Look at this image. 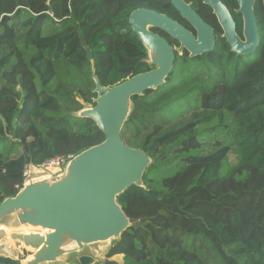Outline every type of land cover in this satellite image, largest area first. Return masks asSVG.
Segmentation results:
<instances>
[{
    "label": "trees",
    "instance_id": "16d2710c",
    "mask_svg": "<svg viewBox=\"0 0 264 264\" xmlns=\"http://www.w3.org/2000/svg\"><path fill=\"white\" fill-rule=\"evenodd\" d=\"M220 1L242 36L237 0ZM194 4L214 49L176 55L163 85L132 97L121 130L151 158L143 187L117 198L137 220L106 255L121 264H264V7L255 0L258 45L243 57ZM139 8L189 27L169 0H0V202L23 186L26 156L37 166L104 140L74 113L94 105L92 70L108 87L153 68L128 22Z\"/></svg>",
    "mask_w": 264,
    "mask_h": 264
},
{
    "label": "water",
    "instance_id": "95a60500",
    "mask_svg": "<svg viewBox=\"0 0 264 264\" xmlns=\"http://www.w3.org/2000/svg\"><path fill=\"white\" fill-rule=\"evenodd\" d=\"M169 1L196 35L165 14L145 8L131 12L128 22L153 68L108 87L100 86L92 70L94 105L74 115L93 120L105 138L73 156L62 168L44 169L26 156L23 186L0 202V264H11L7 260L17 264H117L106 255L113 241L137 222L127 217L117 198L132 185L143 187L142 177L151 163L147 153L125 145L121 138L132 97L163 85L173 70L176 53L185 50L195 57L211 52L216 42L213 28L190 3ZM201 1L212 9L233 53L248 55L256 50L255 0H237L242 39L220 0ZM262 4L264 7V0ZM152 29L168 34L179 47H172Z\"/></svg>",
    "mask_w": 264,
    "mask_h": 264
},
{
    "label": "flooded vegetation",
    "instance_id": "af4514ba",
    "mask_svg": "<svg viewBox=\"0 0 264 264\" xmlns=\"http://www.w3.org/2000/svg\"><path fill=\"white\" fill-rule=\"evenodd\" d=\"M185 1V0H184ZM196 1H198L199 3H201V4H203L202 3V1L201 0H193V2L192 1H188L187 3H190L191 4V7H192V5H193V7H192V9L197 13V11H196V9L195 8H197L196 6H195V2ZM186 2V1H185ZM204 5V4H203ZM205 6H207V5H205ZM195 7V8H194ZM207 7H209V6H207ZM226 7V6H225ZM210 8V7H209ZM227 8V7H226ZM211 9V8H210ZM212 10V9H211ZM237 10V9H236ZM230 12V11H229ZM213 13V12H212ZM198 14V13H197ZM198 16H199V14H198ZM200 17V16H199ZM181 18V17H180ZM201 18V17H200ZM182 19V18H181ZM202 19V18H201ZM176 20V19H175ZM184 20V19H183ZM203 20V19H202ZM177 22H179L178 20H176ZM186 21V20H185ZM204 21V20H203ZM187 22V21H186ZM205 22V21H204ZM181 25H183L181 22H179ZM188 23V22H187ZM188 25H189V27H187V26H185V25H183L186 29H188L190 32H192L193 33V35H196V30L194 29V28H192L191 27V25L188 23ZM210 26V25H209ZM154 32H156L157 34H159L160 36H162V37H164L166 40H167V42L172 46V47H174V48H176V47H179V42L178 41H176V40H174L173 38H171L168 34H166V33H164V32H162V31H160V30H157V29H152ZM237 32V31H236ZM215 34V33H214ZM238 34V33H237ZM239 35V34H238ZM239 37L242 39L243 37L242 36H240L239 35ZM216 38V37H215ZM227 41V40H226ZM216 43V42H215ZM228 43V42H227ZM185 51V50H184ZM183 51V52H184ZM183 52H182V54H183ZM176 55H178V53H176ZM176 59V58H175Z\"/></svg>",
    "mask_w": 264,
    "mask_h": 264
},
{
    "label": "built area",
    "instance_id": "2783aa9c",
    "mask_svg": "<svg viewBox=\"0 0 264 264\" xmlns=\"http://www.w3.org/2000/svg\"><path fill=\"white\" fill-rule=\"evenodd\" d=\"M71 158H73L72 155L57 156V157L47 159L43 163L37 166L44 168V169L62 168ZM26 174H27V168L23 172L24 177L26 176Z\"/></svg>",
    "mask_w": 264,
    "mask_h": 264
},
{
    "label": "rangeland",
    "instance_id": "374dc122",
    "mask_svg": "<svg viewBox=\"0 0 264 264\" xmlns=\"http://www.w3.org/2000/svg\"><path fill=\"white\" fill-rule=\"evenodd\" d=\"M250 56H251V54L250 55H245L243 57H250ZM86 107H89V106H86ZM260 122L264 123V115L260 116ZM109 260L115 261L116 263L121 264L122 256L121 255H115V256L111 257Z\"/></svg>",
    "mask_w": 264,
    "mask_h": 264
},
{
    "label": "crops",
    "instance_id": "0c3cea01",
    "mask_svg": "<svg viewBox=\"0 0 264 264\" xmlns=\"http://www.w3.org/2000/svg\"><path fill=\"white\" fill-rule=\"evenodd\" d=\"M16 250H17V247L15 246Z\"/></svg>",
    "mask_w": 264,
    "mask_h": 264
}]
</instances>
